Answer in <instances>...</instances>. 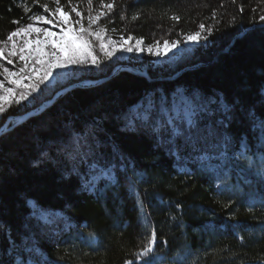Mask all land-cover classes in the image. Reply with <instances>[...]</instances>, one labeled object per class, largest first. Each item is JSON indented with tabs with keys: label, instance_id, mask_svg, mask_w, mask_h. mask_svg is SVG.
Segmentation results:
<instances>
[{
	"label": "trees",
	"instance_id": "16d2710c",
	"mask_svg": "<svg viewBox=\"0 0 264 264\" xmlns=\"http://www.w3.org/2000/svg\"><path fill=\"white\" fill-rule=\"evenodd\" d=\"M104 2L115 5L98 22L107 29L106 40L110 36H132L135 41L143 38L144 46L157 41L162 46L164 40H179V64L162 71L149 68L143 54L133 57L139 60L136 62L124 60L122 51L110 60L101 54L104 62L99 69L80 68L79 76L69 83L107 78L118 66L144 67L143 72L150 73L153 82L120 72L99 86L70 91L42 114L3 135L0 224L6 225L7 230L0 232V257L8 248V235L19 243L21 236L27 234L23 224L31 211L28 201H36L64 214V219L47 229L31 222L38 241L36 259L41 264H124L125 260L134 259L133 254L140 250L143 237L152 228L157 232L156 264H264V182L254 173L249 174L244 161L229 163L216 172L201 171L189 162L191 174H185L178 171L174 158L154 149L150 139L119 131L115 123L116 114L138 100L146 89L162 87L171 93L177 87L187 88L237 103L236 119L230 130L237 137L246 136L250 146L258 148L259 132L251 131L247 112L264 119V28H252L264 25L259 20L264 15V0ZM44 3L52 9L56 6L54 0H0V39L16 27L12 20L24 24L32 14L47 16L40 7ZM60 3L65 11H70L68 0ZM72 3L82 12L87 27V0ZM25 5L31 12L25 11ZM92 7L95 15L101 10L100 0H93ZM134 14L138 15L136 20H132ZM173 14L181 17L179 22L170 18ZM69 18L77 19L75 13H70ZM200 23L205 24V31L185 52L184 37L199 31ZM243 30L247 32L230 45ZM92 39L99 53L98 42ZM196 66L169 80L181 70ZM60 90L57 88L56 93ZM39 106V102L27 109L23 104L6 106L0 126ZM99 119L104 120L107 132L115 134L114 139L136 165L137 174L129 172L127 182L121 180L119 187L98 200L81 191L76 178L64 176L58 166H31L37 152L62 135L66 122L74 120L80 124ZM13 125L14 122L10 123L8 128ZM260 155L257 151L255 158L258 160ZM130 186L134 192L129 191ZM137 199L143 202L142 212ZM172 216L177 219L173 221ZM145 217L147 228L142 223ZM89 233L95 239L90 240Z\"/></svg>",
	"mask_w": 264,
	"mask_h": 264
},
{
	"label": "snow or ice",
	"instance_id": "6c2138e0",
	"mask_svg": "<svg viewBox=\"0 0 264 264\" xmlns=\"http://www.w3.org/2000/svg\"><path fill=\"white\" fill-rule=\"evenodd\" d=\"M54 3V9L47 3L40 5L47 16L32 14L28 17L30 22L24 24H21L20 20H12L11 23L16 27L0 39V59L4 58L7 52L8 64H13L11 57L15 56L23 62L16 72L9 71L0 64L3 69L0 75H4L8 84L22 86L21 90L16 92V89L5 88L3 82H0V118H4L7 111L5 97H12V103L17 106L23 103L25 109L28 105L36 106L38 102L40 107H43L46 101L55 97L57 88L67 94L75 87L69 82L79 76L78 69H99L104 62L101 54L110 60L117 51H145V48L141 47L143 38L137 39L135 46L127 42L133 39L132 36H128L127 40L121 36L119 41H114L111 37L105 39L107 29L98 22L114 10V2L105 3L100 0L101 10L93 15V0H87V27L83 23L85 17L72 0H68L70 11H65L60 0H54ZM25 11L31 12V9L25 5ZM70 13H75L77 19H70ZM212 15L214 17L216 13L213 12ZM123 18L122 16L121 19ZM137 18L136 14L132 16V20ZM170 18L176 22L181 19L175 14ZM259 20L264 22V15H261ZM37 22L52 28L59 26V33L48 27H37ZM93 25L97 27L94 29ZM198 28L199 31L184 37L185 43L199 41L205 31V24L200 23ZM33 34L34 39L30 40L29 37H33ZM52 36H57L55 44L48 39ZM18 37L21 39L18 40ZM92 38L98 42L99 53ZM32 43L39 47L29 50ZM179 44V40H164L161 47L157 41L149 44L146 51L149 55L163 57L178 48ZM141 75L149 83L153 82L152 75L147 71ZM13 77L15 79H12ZM25 79L29 80L26 85L23 84ZM41 97L45 99L41 100ZM237 111L238 104H230L222 96L205 95L200 91L181 87L169 93L162 87H153L146 89L138 100L122 108L115 116V123L119 131L141 134L150 139L154 149L163 150L169 157L174 158L178 171L185 174H191V169L187 167L189 162L196 164L201 171L216 172L229 163L239 164L244 161L249 174L254 173L264 182V119H259L251 111L247 112L251 131L259 132V147L254 149L246 136L237 137L230 130ZM14 130L7 125L0 126V139L7 132ZM114 135L107 132L103 119L80 124L74 120L66 122L62 135L41 148L31 161V166L42 169L49 164L56 165L64 176L76 178L81 191L89 192L99 200L112 188L119 187L121 180L127 182L129 172L137 174L136 165L114 139ZM257 151L261 153L258 160L255 158ZM129 191L134 192V188L130 186ZM135 195L138 197L139 193L136 192ZM137 205L142 212V200L137 199ZM28 207L31 211L23 224L27 234L21 236L19 243L8 235V248L5 255L0 257V264H41V261L36 259L38 241L31 222L36 221L47 229L57 220L64 219L62 211L44 208L36 201H28ZM171 219L175 221L177 217L172 216ZM142 223L145 228L148 227L146 217ZM6 230L7 226L0 224V232ZM89 239H95L93 233H89ZM156 246L157 232L152 228L150 233L143 237L140 250L133 254L134 259H127L124 264H156ZM45 264L53 262L47 261Z\"/></svg>",
	"mask_w": 264,
	"mask_h": 264
},
{
	"label": "rangeland",
	"instance_id": "374dc122",
	"mask_svg": "<svg viewBox=\"0 0 264 264\" xmlns=\"http://www.w3.org/2000/svg\"><path fill=\"white\" fill-rule=\"evenodd\" d=\"M30 22V21H29ZM37 27H40V26H43V27H48L50 28L53 32H56V33H59V26L55 27V28H52L50 25H41L39 22H37L36 24ZM35 37V34H33V37H29L30 40L34 39ZM114 41H119L120 37H117V36H110ZM18 40L21 39V37H18L17 38ZM41 39H43V37H41ZM50 41H52L53 44L56 43L57 41V36H52V37H49L48 38ZM127 40V39H125ZM128 44L131 45V46H135V43L136 41L135 40H127ZM120 43H123V41H120ZM192 44V41H189L187 42L186 44V49L184 50L185 52H187L186 50L189 49L190 45ZM79 46V45H77ZM36 47H39L38 45L32 43L29 45V50L33 49V48H36ZM141 47H144L145 48V51L142 52V53H136V52H133V53H126V52H123V55H124V60H127V59H132L134 60V62L136 61H139L138 59L136 58H133V57H139L141 54L145 55L148 59L146 61H148L147 63V66L149 68H156V69H159V70H170L172 67H174V65H177L179 64V61H178V55H180V50L178 48H175L173 49L172 51H170L166 56H163V57H156V56H152V55H149L146 51L147 49V46H144V45H141ZM162 47V46H161ZM5 55L4 58L0 59V64H2L4 67H7L9 69V71H12V72H16L19 70V67L22 66V63L21 61H19V57L18 56H15V57H11V59H15V61H13V64H8L7 63V52H5ZM138 69V68H137ZM138 70L140 71H144V67H141L139 68ZM3 69L0 68V73H2ZM12 79H15V77H13ZM0 82H3V85L5 88H14L16 89V92H19L21 90V87L22 86H18L16 84H8L7 80H5L4 78V75H0ZM29 83V80L25 79L23 81V84H28ZM16 93L14 92L13 93V96H15ZM5 107L10 105V104H14L12 103V97H5ZM23 104V103H22Z\"/></svg>",
	"mask_w": 264,
	"mask_h": 264
},
{
	"label": "water",
	"instance_id": "95a60500",
	"mask_svg": "<svg viewBox=\"0 0 264 264\" xmlns=\"http://www.w3.org/2000/svg\"><path fill=\"white\" fill-rule=\"evenodd\" d=\"M252 28H264V25L263 26H256V27H252ZM251 28V29H252ZM245 32H247V30H243L239 35H237L236 37H234L231 41V44L238 38H240ZM197 68L196 67H190V68H185L183 70H181L180 72H178L176 75H174V77L172 78H169V80H173L175 78H177L178 76H180L182 73L186 72V71H189V70H192V69H195ZM120 72H127V73H131L135 76H138V77H142V71H139L137 69H133L131 67H128V66H118L114 71L113 73L107 77V78H104V79H99L97 81H86V82H83V83H77V84H73L75 85L74 88L71 89L74 90V89H77V88H80V89H85V88H92V87H96V86H99L105 82H107L108 80H110L111 78L115 77L116 75H118ZM65 91L63 90H60L56 93L55 97L54 98H51L50 100L46 101L44 103V106L43 107H37L31 111H29L28 113H26L25 115H23L21 118H19L16 122V124L14 126H11L10 128H13L15 126H17L18 124H21L23 123L24 121H26L27 119L29 118H33V117H36L40 114H42L43 112H45L48 108H50L55 102H57V100H59L61 97H63L65 95ZM14 120L12 118H9L4 125H7V127H9L11 121ZM3 125V126H4Z\"/></svg>",
	"mask_w": 264,
	"mask_h": 264
},
{
	"label": "bare ground",
	"instance_id": "6f19581e",
	"mask_svg": "<svg viewBox=\"0 0 264 264\" xmlns=\"http://www.w3.org/2000/svg\"><path fill=\"white\" fill-rule=\"evenodd\" d=\"M133 69H134V68H133ZM142 72H143V71H142ZM20 118H21V117H20ZM12 119H14V118H12ZM18 119H19V118L12 120L11 123L14 122V125H15ZM14 125H13V126H14ZM18 125H19V124H18Z\"/></svg>",
	"mask_w": 264,
	"mask_h": 264
}]
</instances>
